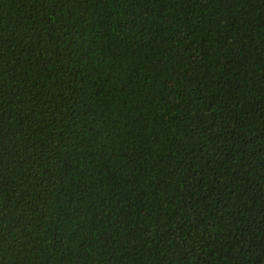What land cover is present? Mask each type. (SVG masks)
I'll list each match as a JSON object with an SVG mask.
<instances>
[{
  "label": "trees",
  "instance_id": "16d2710c",
  "mask_svg": "<svg viewBox=\"0 0 264 264\" xmlns=\"http://www.w3.org/2000/svg\"><path fill=\"white\" fill-rule=\"evenodd\" d=\"M0 264H264V0H0Z\"/></svg>",
  "mask_w": 264,
  "mask_h": 264
}]
</instances>
